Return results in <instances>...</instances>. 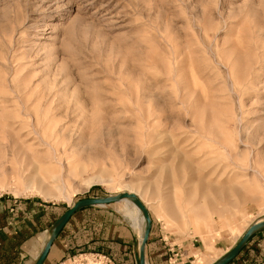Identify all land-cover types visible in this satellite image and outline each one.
I'll return each mask as SVG.
<instances>
[{
	"label": "rangeland",
	"instance_id": "1",
	"mask_svg": "<svg viewBox=\"0 0 264 264\" xmlns=\"http://www.w3.org/2000/svg\"><path fill=\"white\" fill-rule=\"evenodd\" d=\"M129 192L158 264L264 218V0H0V199Z\"/></svg>",
	"mask_w": 264,
	"mask_h": 264
},
{
	"label": "crops",
	"instance_id": "2",
	"mask_svg": "<svg viewBox=\"0 0 264 264\" xmlns=\"http://www.w3.org/2000/svg\"><path fill=\"white\" fill-rule=\"evenodd\" d=\"M106 208L89 207L75 212L52 243L43 264H88L101 258L108 264H135L137 229ZM67 209L57 214L56 208L37 201L0 199V264H33L50 228ZM167 246L163 237L151 229L144 251L145 264H158L162 258L164 261L169 254ZM263 262L264 229L255 233L229 264Z\"/></svg>",
	"mask_w": 264,
	"mask_h": 264
},
{
	"label": "water",
	"instance_id": "3",
	"mask_svg": "<svg viewBox=\"0 0 264 264\" xmlns=\"http://www.w3.org/2000/svg\"><path fill=\"white\" fill-rule=\"evenodd\" d=\"M126 200L131 205H133L140 213L143 220V230L141 237L139 239V245L136 255L135 264H145V246L151 230V219L149 212L145 205L137 198L134 194L120 193L114 196H107L103 198H92L79 200L72 204V206L67 209V211L52 225L48 233V239L41 250L39 256L33 264H43L52 243L59 235L65 224L68 222L70 217L80 209L89 207H104L111 204L118 203L120 201ZM264 229V219L251 225L238 239L234 246L227 251L221 258L215 261L213 264H229L232 262L239 253L243 250L248 240L258 231Z\"/></svg>",
	"mask_w": 264,
	"mask_h": 264
},
{
	"label": "bare ground",
	"instance_id": "4",
	"mask_svg": "<svg viewBox=\"0 0 264 264\" xmlns=\"http://www.w3.org/2000/svg\"><path fill=\"white\" fill-rule=\"evenodd\" d=\"M45 115L46 114H44L40 117L41 121H43V122L46 120H49V119H47V117ZM40 118H37L36 120L40 121ZM129 194H131V192H129ZM43 198H44V196H43ZM118 203H120V208H119L118 212L120 213V215L122 217H125L126 219H128L130 224L137 229L138 238L140 239L141 234H142V230H143V220H142L140 213L138 212V210L133 205H131L126 200L120 201ZM118 203H115V204H118Z\"/></svg>",
	"mask_w": 264,
	"mask_h": 264
},
{
	"label": "built area",
	"instance_id": "5",
	"mask_svg": "<svg viewBox=\"0 0 264 264\" xmlns=\"http://www.w3.org/2000/svg\"><path fill=\"white\" fill-rule=\"evenodd\" d=\"M167 251L168 253L170 254V256H172V258H178V251H179V248L175 245H168L167 246ZM96 264H108L107 263V260H105V258H101V259H98Z\"/></svg>",
	"mask_w": 264,
	"mask_h": 264
}]
</instances>
